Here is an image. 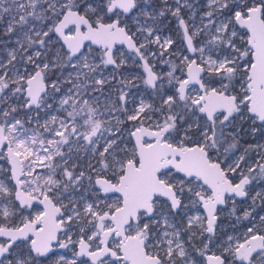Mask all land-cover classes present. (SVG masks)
<instances>
[{
    "label": "snow or ice",
    "instance_id": "1",
    "mask_svg": "<svg viewBox=\"0 0 264 264\" xmlns=\"http://www.w3.org/2000/svg\"><path fill=\"white\" fill-rule=\"evenodd\" d=\"M0 264H264V0H0Z\"/></svg>",
    "mask_w": 264,
    "mask_h": 264
},
{
    "label": "rangeland",
    "instance_id": "2",
    "mask_svg": "<svg viewBox=\"0 0 264 264\" xmlns=\"http://www.w3.org/2000/svg\"><path fill=\"white\" fill-rule=\"evenodd\" d=\"M171 19H172L171 17L164 18V19H163L164 22H163V24L161 25V27L163 28L164 33H165L166 35H167V34H170V35L172 36V38H173L174 40H176L177 45H179V43H180V38H179V36H178V34H177V30H176V26H175V21L172 20L171 23L168 22V21L171 20ZM156 70H158V71H166L167 68L164 67V65H162V64H157V69H156ZM42 115H43V114H42ZM224 215H225L226 217H228L226 213H225ZM229 223H230V220H229L228 222H225V223H224V226H225V227H228ZM61 251H62V250H61Z\"/></svg>",
    "mask_w": 264,
    "mask_h": 264
},
{
    "label": "flooded vegetation",
    "instance_id": "3",
    "mask_svg": "<svg viewBox=\"0 0 264 264\" xmlns=\"http://www.w3.org/2000/svg\"><path fill=\"white\" fill-rule=\"evenodd\" d=\"M162 19H164V18H162ZM164 22V21H163ZM163 24V23H162ZM164 67H166V66H164ZM54 78V77H53ZM222 221H223V223H225V222H228L229 220L231 221V218L230 217H226L225 215H223L222 216Z\"/></svg>",
    "mask_w": 264,
    "mask_h": 264
}]
</instances>
